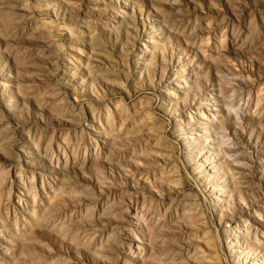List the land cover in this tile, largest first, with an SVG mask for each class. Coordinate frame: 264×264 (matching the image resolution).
I'll return each mask as SVG.
<instances>
[{"label": "rangeland", "instance_id": "obj_1", "mask_svg": "<svg viewBox=\"0 0 264 264\" xmlns=\"http://www.w3.org/2000/svg\"><path fill=\"white\" fill-rule=\"evenodd\" d=\"M0 264H264V0H0Z\"/></svg>", "mask_w": 264, "mask_h": 264}]
</instances>
